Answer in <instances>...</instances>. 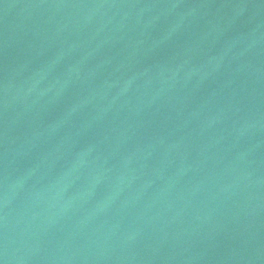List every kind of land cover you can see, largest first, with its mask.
<instances>
[{"label": "water", "instance_id": "95a60500", "mask_svg": "<svg viewBox=\"0 0 264 264\" xmlns=\"http://www.w3.org/2000/svg\"><path fill=\"white\" fill-rule=\"evenodd\" d=\"M0 264H264V0H0Z\"/></svg>", "mask_w": 264, "mask_h": 264}]
</instances>
